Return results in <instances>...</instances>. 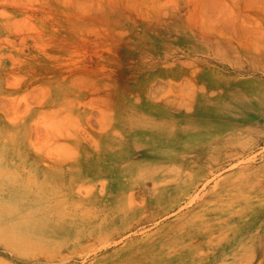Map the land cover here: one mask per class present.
Wrapping results in <instances>:
<instances>
[{"label":"rangeland","instance_id":"obj_1","mask_svg":"<svg viewBox=\"0 0 264 264\" xmlns=\"http://www.w3.org/2000/svg\"><path fill=\"white\" fill-rule=\"evenodd\" d=\"M263 123L264 0H0V215L12 188L33 208L0 264H264ZM193 135L176 165L144 158ZM216 210L244 227L220 253Z\"/></svg>","mask_w":264,"mask_h":264},{"label":"bare ground","instance_id":"obj_2","mask_svg":"<svg viewBox=\"0 0 264 264\" xmlns=\"http://www.w3.org/2000/svg\"><path fill=\"white\" fill-rule=\"evenodd\" d=\"M239 98H242V97H239ZM237 100L240 101V103H243V104H246L247 103L248 105H245V106H248L251 110H253V109L255 110L256 107L258 108V106H257L258 100L257 99H254V100L251 99V101H248L249 99H238L237 98ZM213 133L215 134V132H213ZM200 138H201L200 135H196V136L193 135V136H186L184 138L177 139L174 142H172V140H170V141H156L155 143H152L150 146H148V148H154V149L155 148H160L159 152L158 151L157 152H154L153 149H150L149 150V156H146L144 158H146L148 161H151V162H149L150 165H153L156 168H163L165 170L166 169V165H169L168 163L172 162L175 165L177 163H179V161H180L179 160L180 154L193 152L196 149V147L199 145V139ZM217 138H215V139H217ZM247 150H248V148H247ZM155 155H161L162 156L161 158L166 157L167 160L158 161V158H155ZM186 157H188V156H186ZM181 162H183V161H181ZM179 165L180 164H178V166ZM211 173H212V171H211ZM166 176H168V175H166ZM212 176H213V174H212ZM206 179L209 180V178H207V177H206ZM157 180H159V177H158ZM122 183H123L122 180L120 178H118L117 179V186L120 187L122 185ZM187 190H188V188H187ZM194 191H196V190H194ZM26 193H29V191H26ZM179 193L180 194L178 196H176L178 194L177 193L176 195H173L172 196V199H168V200L165 201L166 207L164 206L165 207V211L164 212L172 209L176 205L175 203L180 198L179 196H183V193L184 192L182 193V191H180ZM9 194L11 195V200L7 201V203L9 205H13V210H9V213H11L9 215H6V214L0 215V229L11 233L12 231H14L15 229H17L18 227L22 226L23 223H25L26 221H28V216L32 212V209L33 208L32 207H29V206H27V208L22 207V206L21 207L19 206V201L18 200H20L19 197H20V195H22V193L14 192V189L12 188L10 190ZM6 212H8V211H6ZM223 214H225V212H223L222 210L221 211L220 210H216V211H214V214H211L212 215L211 218H206V220H205V224H206L205 233H206V236L207 237H211L212 236L211 237V240H219L218 243H212L211 245H208V247L209 248H212V249L214 247H218L219 248V249H217L218 250V253L223 252V250L225 248H227L229 245L231 246L233 243H235V241L239 237H241V235L243 233V230H244V227L243 226H238V227L233 226L235 228H234V230H233V232L231 234H224L222 232L223 228L224 227L227 228V227L231 226L232 225V222L219 221L218 220L219 217L222 216ZM203 215H201V216H203ZM214 220H216V222H213ZM198 221L196 220V222H198ZM190 225H191V220L188 217H185L184 215H180V217L177 218L176 220H173L172 222L166 224L162 228V235H159V236H162L164 238V240H163V242H162V244L160 246V249L157 250L155 248V249H153L152 252H154L155 254H157V253L161 252L162 248H164L165 246L169 245L170 243L176 242V241H179V240H182L184 238H187L189 236V233H190V230H189ZM62 229L63 230H62L61 234L64 236V235H66V230H64V229H67V228L65 227V228H62ZM217 231H221V232L218 233V234H214ZM14 237H16V235ZM157 238H155L156 240L155 241H152L151 243L152 244L156 243L160 239V238L159 239H157ZM244 238H246V237H244ZM231 250H230V252H232ZM66 254H67V251H66ZM227 256H229V255H227ZM57 258H59V256ZM120 259H122V260H120L122 263L130 262V261L133 260L131 258V255H128V254L121 255ZM142 259L143 258H141V260Z\"/></svg>","mask_w":264,"mask_h":264}]
</instances>
